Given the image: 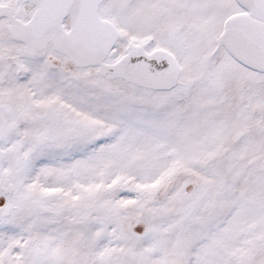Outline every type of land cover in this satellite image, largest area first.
Listing matches in <instances>:
<instances>
[{
	"label": "snow or ice",
	"instance_id": "snow-or-ice-1",
	"mask_svg": "<svg viewBox=\"0 0 264 264\" xmlns=\"http://www.w3.org/2000/svg\"><path fill=\"white\" fill-rule=\"evenodd\" d=\"M0 264H264V0H0Z\"/></svg>",
	"mask_w": 264,
	"mask_h": 264
}]
</instances>
